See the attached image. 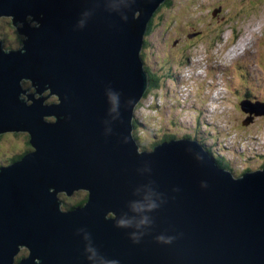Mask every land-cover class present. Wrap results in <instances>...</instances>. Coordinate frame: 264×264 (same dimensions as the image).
Wrapping results in <instances>:
<instances>
[{
  "label": "water",
  "instance_id": "water-1",
  "mask_svg": "<svg viewBox=\"0 0 264 264\" xmlns=\"http://www.w3.org/2000/svg\"><path fill=\"white\" fill-rule=\"evenodd\" d=\"M165 1L0 0L26 49L0 39V134L27 132L32 147L0 168V264H264V166L235 177L189 137L139 150L133 119L149 88L142 49ZM241 106L264 115V101ZM79 189L85 204L63 209L60 193ZM148 200L160 204L153 228L133 244L135 229L115 222L138 219L131 204ZM162 232L177 239L158 244ZM22 246L29 255L16 262Z\"/></svg>",
  "mask_w": 264,
  "mask_h": 264
},
{
  "label": "rangeland",
  "instance_id": "rangeland-1",
  "mask_svg": "<svg viewBox=\"0 0 264 264\" xmlns=\"http://www.w3.org/2000/svg\"><path fill=\"white\" fill-rule=\"evenodd\" d=\"M219 5L221 12L213 16L211 11ZM160 13L161 18H155L154 27L146 36L144 59L158 71L161 85L151 90L136 110L140 119L139 149L150 150L165 135L188 134L228 160L237 176L244 169L261 168L264 115L250 116L242 111L238 97L245 91L264 98V0H171L163 4ZM18 27L10 16L0 17L4 48L17 49L22 45L20 38L25 35L18 33ZM194 31H201V35L186 37ZM234 36L247 47L230 59L224 48ZM179 37L186 41L173 44ZM200 59L204 60L198 63L204 64L203 73L187 81L186 74L194 70ZM33 90L30 88L29 92ZM27 135L11 131L0 135L1 165L28 148ZM60 194L64 202L77 203L88 192L79 189L71 196ZM62 208L66 209L63 203ZM22 251L24 256L29 255L27 247L22 246L17 256H23Z\"/></svg>",
  "mask_w": 264,
  "mask_h": 264
},
{
  "label": "clouds",
  "instance_id": "clouds-1",
  "mask_svg": "<svg viewBox=\"0 0 264 264\" xmlns=\"http://www.w3.org/2000/svg\"><path fill=\"white\" fill-rule=\"evenodd\" d=\"M164 3H162L159 8H161V6ZM159 8H158V10H159ZM86 14L87 13H85V15ZM33 26L38 28L40 26L39 22L38 21L33 22ZM21 27H23V23L21 24ZM78 27H83V21L78 22ZM144 47L145 46H143V49H142V55H143ZM4 49H6V48H4ZM17 51L21 55L26 53V49L23 45H21ZM4 54L7 55L10 53L5 52ZM24 82L25 81H23V83ZM27 82L30 84L29 81H27ZM108 95H109V98H110L112 105H113L112 108L110 109V111L115 112L117 110L118 96L116 94L112 93L111 91H109ZM28 142H29V140L27 139V145H28ZM29 150H31V149L27 148L23 152L11 157L10 162L12 163L13 161H16V159H15L16 157L23 155L24 153L28 152ZM205 186L206 185L203 182H201V187H205ZM177 190H179V189H177ZM61 199H62V197H61ZM64 203L65 202L63 200V204ZM159 207H160V204H158L155 200H148L146 202H140V201L133 202L131 204V209L134 213L139 214V218L137 219L136 217H131V218L121 217V218L116 220L115 227H117V228H134L135 230L132 231L131 233H129V239L132 241L133 244H139L141 242V237L143 235H145L148 230H151L153 228V225H154V218L152 216H150L149 213L155 211ZM66 209H68V208H66ZM61 210L63 211V209H61ZM78 232H84L85 238L90 240L91 234L86 232L85 229L80 228V229H78ZM154 239L158 244L171 245L177 239V236L167 235L164 232H162V233L156 235L154 237ZM85 252L89 253V255L86 256V259L89 261H92L93 257L97 255L96 250L91 246V244H88L85 246ZM25 256H27V255H25ZM22 257H24V255L23 256H17L16 262ZM102 264H120V261L118 259L103 258Z\"/></svg>",
  "mask_w": 264,
  "mask_h": 264
},
{
  "label": "trees",
  "instance_id": "trees-1",
  "mask_svg": "<svg viewBox=\"0 0 264 264\" xmlns=\"http://www.w3.org/2000/svg\"><path fill=\"white\" fill-rule=\"evenodd\" d=\"M170 3V0H166L165 1V3L164 4H169ZM163 6V5H162ZM161 9H162V7H161ZM160 8H159V10H161ZM156 15H158L160 18H161V13H158V9L156 10ZM153 22H154V20H152L151 22H150V25H149V30H152V27H153ZM152 26V27H151ZM148 30V31H149ZM20 40H21V42H22V40H23V38H20ZM145 43H146V41H145ZM145 46H146V44H145ZM9 49V48H8ZM145 69L147 70V72H148V75H149V89H148V91L147 92H149V91H151V90H153V89H158L159 87H160V78H161V76L159 75V74H157V72L158 71H154L153 69H152V67H150V66H147V65H145ZM27 84H29L27 81H25L24 82V85L26 86ZM148 93H146V95H147ZM55 100V97H52V98H49V99H47V101H54ZM50 119V118H49ZM134 128L136 129V130H138V128H137V126L139 125L138 123V120H137V118H135L134 119ZM135 136H136V138L138 137L137 136V134L135 133ZM173 137V135H166L163 139H170V138H172ZM27 139L29 140V135H27ZM28 148L29 149H31L32 147H31V144H30V142H28ZM143 148H145V147H143ZM142 148V149H143ZM208 149V148H207ZM22 156V155H21ZM21 156H18V157H16L15 159L17 160V159H19ZM215 161L221 166V167H224V168H227V169H230V170H233V168H232V165L230 164V162L229 161H227L225 158H222L221 156H218V157H215ZM245 171V170H244ZM243 171V172H244ZM87 198H88V195L86 194V196L84 197V198H82V199H80L77 203H74V202H72V201H65V203H64V207L65 208H73V207H75V206H77V205H83L85 202H86V200H87ZM25 254V252L24 251H22V255H24Z\"/></svg>",
  "mask_w": 264,
  "mask_h": 264
},
{
  "label": "bare ground",
  "instance_id": "bare-ground-1",
  "mask_svg": "<svg viewBox=\"0 0 264 264\" xmlns=\"http://www.w3.org/2000/svg\"><path fill=\"white\" fill-rule=\"evenodd\" d=\"M206 68V67H205ZM247 92V91H246ZM247 95H248V97H250V98H254V97H252L253 95H252V92L251 93H247ZM190 99V98H189ZM184 101V100H183ZM187 101V100H186ZM207 109V108H206ZM138 133V132H137ZM205 142V141H204Z\"/></svg>",
  "mask_w": 264,
  "mask_h": 264
},
{
  "label": "flooded vegetation",
  "instance_id": "flooded-vegetation-1",
  "mask_svg": "<svg viewBox=\"0 0 264 264\" xmlns=\"http://www.w3.org/2000/svg\"><path fill=\"white\" fill-rule=\"evenodd\" d=\"M161 9V8H160ZM161 12V10H158V13H160Z\"/></svg>",
  "mask_w": 264,
  "mask_h": 264
}]
</instances>
